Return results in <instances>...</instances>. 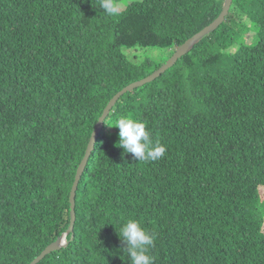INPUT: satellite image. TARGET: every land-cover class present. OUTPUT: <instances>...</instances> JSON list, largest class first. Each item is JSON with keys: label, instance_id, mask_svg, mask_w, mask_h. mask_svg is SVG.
I'll return each mask as SVG.
<instances>
[{"label": "trees", "instance_id": "trees-1", "mask_svg": "<svg viewBox=\"0 0 264 264\" xmlns=\"http://www.w3.org/2000/svg\"><path fill=\"white\" fill-rule=\"evenodd\" d=\"M221 10L139 0L109 16L101 0H0V264H30L68 231L103 110L165 63L126 52L179 47ZM121 116L146 121L164 156L125 154ZM75 215L67 245L39 264H131L128 218L156 233L154 264H264V0H233L214 32L116 102Z\"/></svg>", "mask_w": 264, "mask_h": 264}, {"label": "clouds", "instance_id": "clouds-1", "mask_svg": "<svg viewBox=\"0 0 264 264\" xmlns=\"http://www.w3.org/2000/svg\"><path fill=\"white\" fill-rule=\"evenodd\" d=\"M101 8L109 16H119L121 7L116 0H101ZM119 129L117 146L125 154L143 162H155L161 159L167 148L160 142H153L146 121L131 116H121L116 126ZM124 249L127 251L131 264H154L150 250L154 247L156 233L142 226L135 218H128L119 235Z\"/></svg>", "mask_w": 264, "mask_h": 264}, {"label": "water", "instance_id": "water-1", "mask_svg": "<svg viewBox=\"0 0 264 264\" xmlns=\"http://www.w3.org/2000/svg\"><path fill=\"white\" fill-rule=\"evenodd\" d=\"M232 1L233 0H225L219 16L211 24H209L207 27L203 28L201 31H199L198 33L193 35L191 38L186 40L182 45L177 47V49L175 50L173 55L157 71H155L154 73H152L151 75L147 76L146 78H144L140 81L134 82V83L126 86L120 92H118L115 96H113V98L109 101V103L107 104V106L103 110L102 115L98 119V122L95 125L94 131L91 135L89 144H88L87 149H86L85 156H84L83 160L81 161V163L77 169V172H76L75 180H74V183H73V186L71 189V194H70V225H69L68 231L61 238H59L56 242L52 243L47 248H45V250H43L41 252V254L37 258H35L30 264H39L42 260H44L51 253L65 247L67 245L66 236L68 234H73L74 224H75V219H76L75 197H76L78 185L80 183V180H81V177L84 173L86 165L89 161V158H90V156L94 150V145H95L96 139L99 136V134L103 128L104 121L107 118V116L109 115V113L112 110V108L114 107V105L116 104V102L125 94L132 92L135 89L141 88L144 85L149 84V83L155 81L156 79H158L169 68L173 67L179 59H181L183 56L188 54L191 51V49L199 41H201L204 37H206L207 35L214 32L224 22L225 17L227 16V14L230 10Z\"/></svg>", "mask_w": 264, "mask_h": 264}, {"label": "rangeland", "instance_id": "rangeland-1", "mask_svg": "<svg viewBox=\"0 0 264 264\" xmlns=\"http://www.w3.org/2000/svg\"><path fill=\"white\" fill-rule=\"evenodd\" d=\"M133 1H139V0H124V2L120 3L121 10H123L129 3ZM225 0H219L220 6L223 7ZM254 35L253 32L246 33L240 40V43L243 44H250L252 42V36ZM177 49L176 46L167 49V50H159V49H143V50H131L127 51L126 54L129 57V59H132V61H136V59L143 60V55L152 57L154 59L160 60L162 59L163 62H166L175 52Z\"/></svg>", "mask_w": 264, "mask_h": 264}]
</instances>
